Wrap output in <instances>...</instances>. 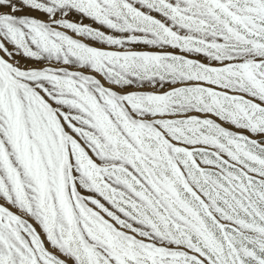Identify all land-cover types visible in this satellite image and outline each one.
I'll return each instance as SVG.
<instances>
[{
	"label": "snow or ice",
	"instance_id": "1",
	"mask_svg": "<svg viewBox=\"0 0 264 264\" xmlns=\"http://www.w3.org/2000/svg\"><path fill=\"white\" fill-rule=\"evenodd\" d=\"M0 264H264V0H0Z\"/></svg>",
	"mask_w": 264,
	"mask_h": 264
}]
</instances>
